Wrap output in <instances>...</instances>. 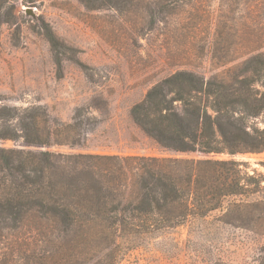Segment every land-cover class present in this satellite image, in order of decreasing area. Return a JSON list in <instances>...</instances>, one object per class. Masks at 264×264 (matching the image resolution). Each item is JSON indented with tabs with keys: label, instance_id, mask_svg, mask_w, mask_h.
Segmentation results:
<instances>
[{
	"label": "rangeland",
	"instance_id": "374dc122",
	"mask_svg": "<svg viewBox=\"0 0 264 264\" xmlns=\"http://www.w3.org/2000/svg\"><path fill=\"white\" fill-rule=\"evenodd\" d=\"M124 1L119 9L90 10L78 0H1L0 138L35 120L42 131L69 125V140L80 146L50 150L177 157L134 125L131 107L176 71L230 79L255 50L264 52V3ZM0 146L25 147L18 138L0 139ZM232 158L263 171L264 154ZM222 212L154 239L117 241L115 264H264V239L221 223ZM51 244L4 235L0 264H23L33 249L51 252ZM106 248L90 242L82 250L93 255Z\"/></svg>",
	"mask_w": 264,
	"mask_h": 264
},
{
	"label": "trees",
	"instance_id": "16d2710c",
	"mask_svg": "<svg viewBox=\"0 0 264 264\" xmlns=\"http://www.w3.org/2000/svg\"><path fill=\"white\" fill-rule=\"evenodd\" d=\"M78 1L90 10L126 5ZM4 11L0 0V27ZM129 114L159 150L177 157L50 150L80 146L69 140V125L42 131L35 120L0 138L25 146H0V237L52 242L51 252L33 249L23 264H115V242L154 239L216 210L221 223L264 239V162L259 171L232 158L264 154V52L255 50L230 79L176 71ZM221 155L229 159L214 157ZM90 242L108 248L87 255Z\"/></svg>",
	"mask_w": 264,
	"mask_h": 264
}]
</instances>
